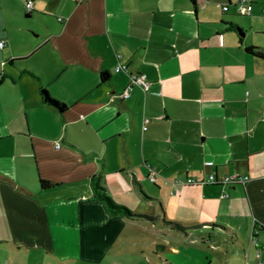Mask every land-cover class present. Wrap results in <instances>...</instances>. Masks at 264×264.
<instances>
[{"label":"crops","instance_id":"crops-1","mask_svg":"<svg viewBox=\"0 0 264 264\" xmlns=\"http://www.w3.org/2000/svg\"><path fill=\"white\" fill-rule=\"evenodd\" d=\"M249 1L237 16L235 0H0V264H199L153 240L111 246L125 225L94 183L145 196L151 176L172 218L156 193L157 217L127 220L264 264V44L242 40L264 35V0ZM130 76L149 87L123 100Z\"/></svg>","mask_w":264,"mask_h":264},{"label":"rangeland","instance_id":"rangeland-1","mask_svg":"<svg viewBox=\"0 0 264 264\" xmlns=\"http://www.w3.org/2000/svg\"><path fill=\"white\" fill-rule=\"evenodd\" d=\"M246 39H248L249 42H252L257 45L264 44V35L256 34L252 31H249L247 36L242 38L243 41ZM144 185H146L144 187L145 196L140 194L139 191L125 192L118 196H113L112 198H110V200H112V202H114L116 206L122 205L124 208H126L129 213L133 215L157 217V215L159 214L158 204L152 201V199L154 198V194L157 193L158 197L156 199L162 201L163 207L165 206L164 208L168 210V217L171 219V208L169 207L168 199L165 196L162 197V193L156 192V190L153 189L152 183L149 180H146L144 182ZM115 214L117 215L116 218L121 217L118 219L121 220L125 226L123 227L121 234L112 240L113 245L111 246H113V248H123L125 242L127 241L134 244L153 240L165 243L167 246L178 250L182 255L197 261L199 264H210L208 262H211V264H246L242 256H239L241 257L239 258L241 260L240 262L230 260L228 258L229 256L225 255L222 247H219L217 251H211L205 246H201L200 244H191L190 242L179 238L173 233L159 230L157 226L150 222L129 221L126 219L123 213L116 212ZM108 216L112 218L109 212ZM166 221L171 222L169 220ZM208 223L212 222L208 221ZM227 226L229 227V223H227ZM235 228L238 237L241 238V240L245 244V250L247 255L250 247L249 244H251L249 237L247 238L246 235L248 231H246L245 229H239L237 225ZM257 252L258 251L253 247L252 253ZM75 253V256H79L77 255L76 250ZM102 254L104 255L103 257L105 259L104 264H156L148 256H146L145 254H140L139 252L122 253L117 256H106L104 253ZM94 255V250H90V256L93 257ZM237 257L238 256H234V258Z\"/></svg>","mask_w":264,"mask_h":264},{"label":"built area","instance_id":"built-area-1","mask_svg":"<svg viewBox=\"0 0 264 264\" xmlns=\"http://www.w3.org/2000/svg\"><path fill=\"white\" fill-rule=\"evenodd\" d=\"M233 13L237 16H249L251 13V2L249 0H235L233 3ZM32 10V2L27 1L25 4V11L26 13H30ZM222 13L229 12V6L225 5L221 7ZM264 12V11H263ZM4 46L3 42H0V48ZM126 66L125 65H117L114 69L116 73L120 72H126ZM133 87H140L143 90H147L149 85L144 81V79L141 76H130V84L129 86L122 92L121 99L126 100L130 97V94L132 92ZM147 123V121H145ZM143 130H145V127H143ZM210 165V164H208ZM150 181L153 183L154 178L151 176ZM248 181V177H237V176H227L224 177L221 181H219L215 176L211 175L208 177V179L204 182L206 184H220V185H234V184H242L245 185ZM186 185H198L199 183H196L192 180H188L185 183Z\"/></svg>","mask_w":264,"mask_h":264},{"label":"trees","instance_id":"trees-1","mask_svg":"<svg viewBox=\"0 0 264 264\" xmlns=\"http://www.w3.org/2000/svg\"><path fill=\"white\" fill-rule=\"evenodd\" d=\"M253 50H254L253 48L247 49L248 52H252ZM101 79L104 82V81L107 80V76L105 74H102ZM40 93H41L42 102L44 104H46L47 106L57 110L60 113H63L66 110V107L63 104L52 100L48 96L47 92L44 89H41ZM42 186H43V188H47L45 185H42ZM94 188H95V190L97 192V194H96L97 198H99L100 200L105 202L106 206L112 211V213L120 212V213H123L127 217L138 218V219H146V218H148V217L142 216V215H133V214L129 213L126 210V208H124L122 206H116L110 200V198H108L105 195L104 190L100 186L95 184V183H94ZM163 223H165V225L169 226L172 230H176V231H180V232L185 233V229L183 227L177 225V224H173V223H169V222L168 223L167 222H163Z\"/></svg>","mask_w":264,"mask_h":264}]
</instances>
